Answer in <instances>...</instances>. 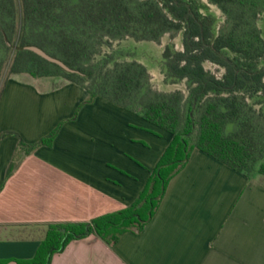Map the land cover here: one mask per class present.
<instances>
[{"label": "crops", "instance_id": "0c3cea01", "mask_svg": "<svg viewBox=\"0 0 264 264\" xmlns=\"http://www.w3.org/2000/svg\"><path fill=\"white\" fill-rule=\"evenodd\" d=\"M161 81V91L177 89L163 74ZM88 99L84 87L66 79L5 82L0 264L33 259L49 224L91 222L131 206L169 146L172 135L140 115ZM57 129L51 147L19 150L20 138L34 144ZM51 264H264V177L196 149L142 232L126 233L113 246L95 235L73 241Z\"/></svg>", "mask_w": 264, "mask_h": 264}, {"label": "trees", "instance_id": "16d2710c", "mask_svg": "<svg viewBox=\"0 0 264 264\" xmlns=\"http://www.w3.org/2000/svg\"><path fill=\"white\" fill-rule=\"evenodd\" d=\"M200 1L0 0V95L7 69L10 75L62 77L84 87L88 102L106 99L172 135L131 206L91 222L49 224L35 257L16 264H51L70 243L91 235L113 246L126 233L142 232L196 149L246 176L264 177V37L257 28H244L245 6L251 10L264 0H208L232 20L230 30L219 32L217 18L204 14ZM167 34H182L183 48L165 47L164 82L184 83L185 91H159L146 65L103 53L115 42L159 43ZM26 46L43 49L79 73L18 49ZM207 63L223 73L215 74ZM57 133L34 144L20 138L19 150L29 155L51 147ZM17 166L10 165L9 176Z\"/></svg>", "mask_w": 264, "mask_h": 264}, {"label": "rangeland", "instance_id": "374dc122", "mask_svg": "<svg viewBox=\"0 0 264 264\" xmlns=\"http://www.w3.org/2000/svg\"><path fill=\"white\" fill-rule=\"evenodd\" d=\"M201 10L204 14H211L217 18L216 30L217 32L224 30L228 31L231 29V19L228 16L224 15L220 9L208 2V0H201ZM264 4H260L258 7H253L251 10L245 6L248 15L247 25L244 26L245 30L251 28H257L262 36L264 37ZM254 12H257V16L254 15ZM250 23V25L248 24ZM174 43L177 50H182V34H178L176 38L171 39L170 34L165 35L161 42L155 43L151 41H142L138 42L134 39H126L121 42H115L113 44V48H103V53H111L116 52L117 55H122V60H137L144 65L148 66L150 73L154 79V86L157 90L161 91L163 86H161L162 81V62H163V51L168 44ZM207 69L211 70L217 75L223 73V70L219 67L212 65L211 63L206 64ZM30 75H10L8 69L4 75V83L8 80V78L16 79L22 77H29ZM59 79H64L62 77H56ZM159 85V86H158ZM176 90H186L185 84L180 83L175 86ZM4 89V88H3ZM6 137V136H5ZM3 137V139L5 138ZM2 138L0 139V142ZM18 157H20L19 153L17 154L16 163H19Z\"/></svg>", "mask_w": 264, "mask_h": 264}, {"label": "water", "instance_id": "95a60500", "mask_svg": "<svg viewBox=\"0 0 264 264\" xmlns=\"http://www.w3.org/2000/svg\"><path fill=\"white\" fill-rule=\"evenodd\" d=\"M18 49L19 50H28V51L34 52L37 55H39L40 57L44 58L45 60L60 66L62 69H64L68 73H79L77 70L70 68L68 65H66L60 59L49 55L46 51H44L43 49H41L37 46L19 47Z\"/></svg>", "mask_w": 264, "mask_h": 264}]
</instances>
